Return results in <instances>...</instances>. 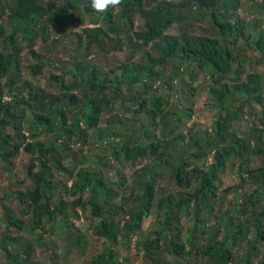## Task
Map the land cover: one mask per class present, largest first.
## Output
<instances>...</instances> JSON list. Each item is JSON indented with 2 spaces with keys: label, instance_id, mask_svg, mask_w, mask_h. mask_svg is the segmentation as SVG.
Here are the masks:
<instances>
[{
  "label": "rangeland",
  "instance_id": "374dc122",
  "mask_svg": "<svg viewBox=\"0 0 264 264\" xmlns=\"http://www.w3.org/2000/svg\"><path fill=\"white\" fill-rule=\"evenodd\" d=\"M3 1L6 3L5 8L8 13L9 6L13 7V0ZM36 1L40 5L44 22L36 28L33 35H20L16 39L19 50L15 57L16 64L13 65L11 72L0 77L4 102L13 103L14 99L10 97L15 94L22 102L27 100L30 94H38L45 101L37 104L39 108L36 111H42L49 108L53 100L64 96L60 85L55 83L52 77H59L64 79L65 83H70L73 81L74 72L85 76L88 67H95L101 72L109 73L111 68L127 61L143 63L141 51L134 52L133 48L126 44L120 49L117 46L112 47L110 43L115 42L116 39L124 40L125 35H128L132 37L134 44L140 43L143 46L141 48L143 52L152 51L154 43H158L154 41L144 46V42L137 39L138 33H145L144 19L132 13L125 31L119 37L111 35L112 42L104 41L100 48L97 43H90L85 38V34L87 30L103 26L102 16L98 24L91 23L90 15L82 10L80 0ZM68 3H77L78 7L69 9L64 14L60 13L61 7ZM235 5L237 10L234 12V18L242 19L248 24L247 34L254 33L255 39L260 34L264 35V2L237 0ZM119 11L120 8H115L114 15L117 21L122 20L116 14ZM175 16H180L181 19L167 29L165 36L218 37V32L211 25L207 14L202 11L179 12ZM50 17H56L57 20H49ZM255 23L258 27L253 29L252 25ZM0 27L6 32L11 30L6 13L0 21ZM245 43L255 46L252 40H242L236 47L237 56L249 60L243 67V82L250 73L264 74V56L262 57L256 50L246 48ZM2 50L5 48L0 40V51ZM153 56L158 58L155 52ZM257 60L261 63H257ZM37 62L42 63L38 69L34 66ZM185 71L186 68H182L174 77L171 89L161 92L168 96L170 101L166 109L174 108L180 112L175 133L186 134L191 130L200 132V135L204 132L212 135L217 108L210 94V80L202 73L193 84H190L186 79ZM162 72L167 75L170 73V67H165ZM182 80L186 85L192 86L195 90L194 96L184 90ZM227 82L233 84L229 79ZM9 89L12 90V94L8 93ZM138 90H134L133 93ZM127 91L128 89L124 88L123 95L129 98ZM80 95L81 92L77 91L78 98ZM56 103L58 105V101ZM129 105V102L118 101L111 111L102 110L96 128L83 131V126L80 127L81 138L71 132L74 128L72 113L76 112L66 113L65 125L62 124V118L59 115H54L52 117L54 127L62 125L65 133L71 136L66 142L56 131L47 132L43 128H32L29 122L31 111L23 103L13 108L14 114L21 118L18 122L16 121L17 129L8 126L1 137L9 136L11 146L21 142L22 145L19 152L9 160L6 161L0 156V264H92L96 257L104 255L106 248L112 252L115 264H153L152 257L144 254L143 242L155 238L156 233L161 232L163 239L159 242L160 251L170 247L169 242L178 241L184 245V252H187L186 240L192 230H194L195 238L192 255L190 257L167 255L166 261L171 264H205L202 250L209 241L220 240L232 230V220L235 218L230 215V219L225 221V213L235 204H238V210L242 211H245L242 204L246 205V213L238 220L242 225L241 228L249 230L246 233L247 241L234 251V257L226 264H245L243 259L247 254L251 255L250 264H264V240L258 235V227H261L264 221L258 216L260 208L264 206V199L260 198L264 192V180L257 175L249 177L245 171L246 168L252 170L264 168L263 155L251 156L248 166L243 164L241 158L229 159L226 162L224 170L218 174L220 179L218 197L211 202L210 209L202 205H198L197 208L189 206L176 209L172 212L170 223L167 225L164 217L167 207L163 204L159 211L153 210L142 220L138 230L125 231L127 226L130 227V212L135 210L132 199L127 202L125 200L129 194L130 183L134 176L140 175L145 165L151 162L146 158L134 162L118 159L112 162V167H102V161L112 149L118 150L117 144L121 136H138L135 128L146 125V118L143 116L135 120L134 107ZM40 106H43V109ZM237 106L238 104L232 105V107ZM254 106L252 116H247L240 123H234L233 131L238 136L242 137L253 126L261 125L264 106L258 104ZM1 117L2 112H0ZM155 136L162 144L154 158L155 161L153 160L154 171L158 174L154 201L158 203L160 197L171 195L175 202H178L190 192L183 173L184 166L191 163V159L188 156L183 157L181 161L175 156L169 158V165H165L163 161L167 156L166 144H164L166 141L159 132ZM100 138L104 141H100ZM128 140L131 145L133 138ZM141 140L146 142L144 138ZM56 142H63L65 146L62 157L57 163L49 164L50 171L44 178V183L37 185L35 178L27 173L32 155L25 148L29 145L31 149H37L38 144L46 148L48 144H56ZM106 144H109L107 148ZM125 144L123 146H126ZM4 146L0 138V149ZM212 156L213 151L208 155L207 165L212 162ZM56 165L61 167L57 168ZM84 169L100 171V176L106 182V189L116 194L109 201L112 209L105 206L99 198L93 197L89 188L80 196L71 193V185L76 179V173ZM38 171L39 168L35 167L34 172ZM122 179L126 181L125 187H117L116 182ZM27 192L34 194L39 204H45L50 214L42 217L38 227H33L32 211L31 213L24 211L27 209V204L31 205L26 197ZM6 194L8 197H4ZM60 196H63L66 203L64 212L68 220L54 215ZM250 197L257 203L256 206L251 205ZM77 201H80L81 206L76 204ZM97 207H100V215L96 216L93 212ZM3 210L9 212L10 218L4 217ZM104 214L107 216V219H104L105 222L115 225V228L110 230L109 238L103 237L99 231L104 222L102 220ZM258 217L260 223L257 222ZM195 220L201 225L199 228H195ZM261 231L264 232V228ZM5 235L13 238V241L5 239ZM251 244L255 246V249L251 248ZM103 260L101 264H109L106 256Z\"/></svg>",
  "mask_w": 264,
  "mask_h": 264
},
{
  "label": "trees",
  "instance_id": "16d2710c",
  "mask_svg": "<svg viewBox=\"0 0 264 264\" xmlns=\"http://www.w3.org/2000/svg\"><path fill=\"white\" fill-rule=\"evenodd\" d=\"M262 1L264 2V0ZM13 3V7L9 6L7 13L5 1L0 0V21L6 13V19L11 28L9 32H6L4 28L0 27V40L5 48V50L0 51V77L11 72L13 65L16 64L15 57L19 52L16 46L18 36L33 35L36 28L44 22L40 5L36 0H13ZM80 3L82 10L90 15L91 23L98 24L101 19L104 20L101 28L97 27L94 30L86 31L85 38L90 43H97L101 48L104 41L112 42L110 36L119 37L125 31V27L129 24V16L132 13L140 15L144 19L145 33H138L137 39L143 41L144 46L154 43V41H158V43H154L152 51L143 52L141 50L143 46L140 43L134 44L132 37L124 34L126 36L124 40L119 38L110 44L114 48L117 46L118 49L126 44L132 47L134 52L141 51L143 63L127 61L111 68L109 73L101 72L95 67H88L85 76L74 72L73 81L70 83H65L64 79L59 77H52L55 83L60 85L64 96L53 100L49 108L43 109V106H40L42 111H36L39 108L37 104L45 101L38 94H30L29 98L23 102L15 94L10 97L14 99L13 103L4 102L3 85L0 81V112H2L0 138L5 145L4 148L0 149V156L7 161L19 152L22 145L21 142L11 146L9 145V136L1 137L6 127L11 126L13 129H17L16 121L21 119L13 112V108L17 105L23 103L31 111L29 122L32 128H43L47 132L56 131L59 137L64 138V142H66L70 140L71 136L65 133L62 125L54 127L52 121L54 115H59L62 118V124L65 125L67 122L66 113L68 111L76 112L72 113L74 117L72 126L74 128L71 132L76 133L81 138L82 130L96 128L102 110L111 111L118 101L129 102V106L134 107L135 120L143 116L146 118V125L135 128V133L138 132V136H121L117 144L118 150L112 149L105 157L106 159L102 161V167H112V162L118 159L134 162L146 158L151 162L145 165L140 175L134 176L130 183L129 194L125 200L127 202L132 199L135 210L130 212V227L127 226L125 231L138 230L142 220L150 215L153 210L159 211L163 204L167 207L164 216L167 225L170 223L172 212L176 209L189 206L197 208L198 205L210 209L211 202L218 197L217 190L220 183L218 174L224 170L229 159L241 158L243 164L248 166L251 156H264V116L260 120L261 125L253 126L242 137L233 131L234 123H240L247 116H252L254 104L264 106V74L250 73L243 82V67L249 60L237 56L236 47L242 40H252L255 46L245 43L246 48L258 51L263 57L264 35L260 34L255 39L254 33L247 34L248 24L242 19L234 18L237 0H123L118 7L120 11L116 13L122 19L118 21L113 8H109L104 13H97L91 8L90 0H80ZM77 7V3H68L61 7L60 13L64 14L69 9ZM199 11L207 14L211 25L218 32V37L182 36L179 38L164 35L172 24L181 19L180 16H175L176 13H196ZM100 16H102L101 19ZM49 20H57V18L50 17ZM257 27V23L252 25L253 29ZM154 52L158 54V58L153 56ZM32 54L35 56L34 53ZM256 62L261 63L258 60ZM41 64V62H37L34 66L38 69ZM234 66L237 67L234 68ZM165 67H170V73L167 75L162 72ZM182 68H186L185 75L190 84H193L202 73L210 80L209 90L217 108V118L212 135L207 132L200 135V132L191 130L186 134L183 132L175 133L180 112L174 108L166 109L170 101L168 96L161 92L171 89L174 77L179 74ZM228 79L233 84H229ZM182 81L184 90L194 96L195 90L192 86L186 85L185 81ZM124 88L128 89L129 98L123 95ZM136 89L139 90L133 93ZM77 91L81 92L79 98ZM11 92L12 90L9 89L8 93L12 94ZM32 102L35 103L32 104ZM237 104V107H232V105ZM81 126L84 129L81 130ZM157 132L166 141L164 144H166L167 156L163 161L165 165H169V158L175 156L181 161L183 157L189 156L191 159V163L184 166L183 173L186 186L190 192L178 202H175L171 195L160 197L158 203L154 201L158 177L153 168L154 158L162 144L156 139ZM130 138H133L130 142L131 145L128 142ZM141 138H144L148 143L143 142ZM108 140L111 139L108 137ZM100 141L104 140L100 138ZM36 146L37 149H31L29 145L25 148L32 155L27 173L30 177L35 178L37 185H41L50 171L49 164L59 161L65 146L63 142L50 143L46 148L39 144ZM108 146L109 144H106L105 147ZM212 151V162L207 165L206 160ZM35 167L39 168L38 172H34ZM56 167L61 166L56 165ZM245 171L249 177L257 175L264 180V168L261 170L246 168ZM105 185L106 182L100 176V171L84 169L76 173V179L71 185V193L80 196L89 188L93 197L99 198L105 206L112 209L109 201L116 194L110 193ZM116 185L117 187H125L126 181L122 179L116 182ZM4 197H8V195L6 194ZM26 197L31 202L33 209L31 210V205L27 204V209L24 211L26 213L32 211L33 227H38L42 217L50 215L47 206L39 204L34 194L27 192ZM260 198L264 199V192ZM249 202H252L251 205L253 206L257 205L252 197L249 198ZM76 204L81 206L80 201H77ZM237 205H233L225 213V221L230 219V215L235 218L232 220V230L220 240L212 239L202 250L205 264H226L234 257V251L247 241L246 233L249 229L241 228L242 225L238 220L246 213V205L242 204L245 211L238 210ZM65 208L64 198L60 196V202L54 210V215L62 216L64 220H68L64 212ZM99 212L100 207H97L93 213L97 216L100 215ZM3 215L10 218L7 210H3ZM105 215H103L102 220L107 219ZM258 216L264 219V206L260 208ZM259 217L257 222L260 223ZM194 223L195 228L201 226L197 220ZM112 228L114 229L115 225L111 222L106 223L104 220L99 231L103 237L109 238ZM258 228V235L264 240V232L261 231L264 228V221L263 225ZM193 232L194 230L190 232L186 240L187 252H184V245L178 241L169 242L170 247L160 251L159 242L163 238L161 232H158L155 238L142 243L144 254L152 257L153 264H171L166 261L167 255L190 257L195 242ZM5 239L13 241V238L8 235H5ZM251 248L255 249V246L251 244ZM104 256H106V261L109 264H115L112 252L107 248L104 255L96 257L92 264H101L104 262ZM250 259L251 255L247 254L243 261L245 264H250Z\"/></svg>",
  "mask_w": 264,
  "mask_h": 264
},
{
  "label": "clouds",
  "instance_id": "9594fccd",
  "mask_svg": "<svg viewBox=\"0 0 264 264\" xmlns=\"http://www.w3.org/2000/svg\"><path fill=\"white\" fill-rule=\"evenodd\" d=\"M123 0H90V6L97 13H104L109 8H117L122 4Z\"/></svg>",
  "mask_w": 264,
  "mask_h": 264
}]
</instances>
